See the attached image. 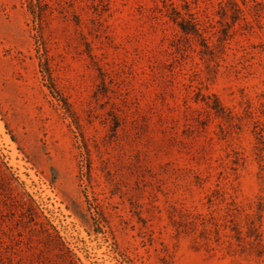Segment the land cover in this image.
Masks as SVG:
<instances>
[{
    "label": "rangeland",
    "instance_id": "374dc122",
    "mask_svg": "<svg viewBox=\"0 0 264 264\" xmlns=\"http://www.w3.org/2000/svg\"><path fill=\"white\" fill-rule=\"evenodd\" d=\"M252 220L264 0H0V264H264Z\"/></svg>",
    "mask_w": 264,
    "mask_h": 264
},
{
    "label": "trees",
    "instance_id": "16d2710c",
    "mask_svg": "<svg viewBox=\"0 0 264 264\" xmlns=\"http://www.w3.org/2000/svg\"><path fill=\"white\" fill-rule=\"evenodd\" d=\"M173 19L181 25L182 29L186 33H200L201 34V30L199 28L198 22L194 18L187 19V18H184L183 16L182 19H179L178 16H173ZM259 228L260 226L257 224V222L255 220H252L250 222L249 229L247 232H256V234H254L256 241L261 244H264L262 235L258 233V232H261ZM232 229L236 230L237 232H243L242 226H240L239 223L237 226H232Z\"/></svg>",
    "mask_w": 264,
    "mask_h": 264
}]
</instances>
